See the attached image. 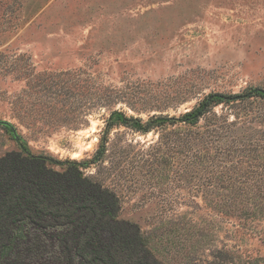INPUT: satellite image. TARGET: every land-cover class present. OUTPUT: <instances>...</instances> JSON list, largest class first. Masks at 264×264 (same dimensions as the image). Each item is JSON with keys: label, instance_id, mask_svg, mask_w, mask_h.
<instances>
[{"label": "rangeland", "instance_id": "374dc122", "mask_svg": "<svg viewBox=\"0 0 264 264\" xmlns=\"http://www.w3.org/2000/svg\"><path fill=\"white\" fill-rule=\"evenodd\" d=\"M255 88L264 89V0H0V120L35 154L90 161L84 173L117 193L119 218L163 264H264V200L242 193L264 191L250 183L264 166L251 180L236 174L249 185L190 179L173 141L183 124L143 133L118 123L105 134L110 111L181 116L209 94ZM215 111L264 140L263 98ZM19 149L0 124V157Z\"/></svg>", "mask_w": 264, "mask_h": 264}, {"label": "trees", "instance_id": "16d2710c", "mask_svg": "<svg viewBox=\"0 0 264 264\" xmlns=\"http://www.w3.org/2000/svg\"><path fill=\"white\" fill-rule=\"evenodd\" d=\"M253 96L264 99V89L209 94L181 116L157 115L147 121L111 110L105 134L118 123L143 133L167 124H183L185 136L173 141L175 150L185 153L190 179L202 177L205 184L215 185L223 183L226 176L234 179L240 171L244 173L242 178L247 179L245 175L255 172L252 167L264 166L249 162L250 158L258 160L264 156V140H253L254 135H246V129L237 134L231 126L240 124L236 122L242 118L235 115L230 120V116L216 112L215 107ZM260 118L264 121V111ZM242 123L247 124L246 120ZM1 125L12 132L20 149L0 157V264H163L145 245L140 228L119 218L117 193L84 173L90 161H61L35 154L13 132L12 124ZM260 129L258 135H263L264 126ZM106 138L105 135L101 139L96 160L105 159ZM50 164L65 167L58 170ZM248 166L251 169L243 172ZM260 180L250 183L260 184L264 190V181ZM235 181L250 184L240 178ZM242 193H252L257 206L264 200L261 190L244 186Z\"/></svg>", "mask_w": 264, "mask_h": 264}, {"label": "water", "instance_id": "95a60500", "mask_svg": "<svg viewBox=\"0 0 264 264\" xmlns=\"http://www.w3.org/2000/svg\"><path fill=\"white\" fill-rule=\"evenodd\" d=\"M2 123H4V124H11L9 121L0 120V124H2ZM13 132H14L15 134H17L15 129H14Z\"/></svg>", "mask_w": 264, "mask_h": 264}]
</instances>
